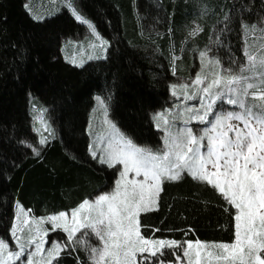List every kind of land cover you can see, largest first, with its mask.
<instances>
[{"label":"trees","instance_id":"trees-1","mask_svg":"<svg viewBox=\"0 0 264 264\" xmlns=\"http://www.w3.org/2000/svg\"><path fill=\"white\" fill-rule=\"evenodd\" d=\"M144 1L77 0L110 41L105 59L77 66L65 57L63 40L86 27L66 7L40 19L27 0H0V236L11 238L17 202L35 216L71 211L107 187L108 169L90 153L95 93L106 98L123 131L159 147L154 114L171 101L173 70L186 72L200 50L238 71L245 63V28L264 14V0H149L159 6L163 29L148 34ZM30 96L38 100L31 103ZM40 101L48 107L46 130L32 111ZM43 137L47 142L39 144ZM161 189L154 210L139 217L145 238L234 241L236 209L217 189L187 171L179 180L164 179ZM59 234L67 242L60 229L51 235ZM98 244L94 234L78 232L53 264H92L89 249ZM178 251L165 249L145 264L174 260Z\"/></svg>","mask_w":264,"mask_h":264},{"label":"snow or ice","instance_id":"snow-or-ice-1","mask_svg":"<svg viewBox=\"0 0 264 264\" xmlns=\"http://www.w3.org/2000/svg\"><path fill=\"white\" fill-rule=\"evenodd\" d=\"M72 12L77 21L96 32L75 8ZM101 44L105 45L107 41H101ZM207 55V51L200 52V57L205 60ZM72 62L76 63L75 60ZM210 62L220 63L219 60ZM82 64L83 61L77 66ZM227 72L228 75L215 73V78L200 89L210 101L204 103V97H201V108L196 111L203 110V114L191 117L210 125L201 134L194 133L191 128L182 129L175 137L168 133L164 138L165 149L160 152L138 147L122 135L114 146L109 145L99 162L109 167L123 165L115 188L111 193L98 196L94 202L85 200L79 208L72 210L70 219L65 212L47 218L52 231L61 229L67 233V242L63 246L52 242L47 250V264H52L61 251L72 246L78 232L84 236L94 234L101 244L89 249L92 264H145L150 257L163 256L165 249L182 250L172 253L174 264H264V58L247 54L238 72L233 73L230 69ZM203 79L198 73L193 84L199 85ZM253 79H258L259 83L249 82ZM171 87L172 94L176 95L178 87L187 89L189 85ZM191 98L185 93V99ZM217 101L236 106L239 111L214 112ZM209 115L214 119L209 120ZM155 119L162 121L164 126L168 125L164 113H157ZM160 126L157 123V127ZM205 140L206 144L203 143ZM46 142V137L39 140V144ZM91 154L96 158V152ZM183 171L217 189L236 209L235 239L231 244L206 243L198 239L182 243L148 239L141 234L139 217L143 212L154 210L162 191V181L179 180ZM129 173L143 179H129ZM84 210L88 215L81 217ZM12 234L16 236L15 225ZM46 235L47 231L41 235L37 229L26 244L20 243V237L16 236L18 250L12 251L8 250V243L0 239V264H14L16 261L34 264V257L45 251ZM33 245L34 250L29 251ZM138 255L141 257L139 261ZM153 264L165 262L158 259Z\"/></svg>","mask_w":264,"mask_h":264},{"label":"rangeland","instance_id":"rangeland-1","mask_svg":"<svg viewBox=\"0 0 264 264\" xmlns=\"http://www.w3.org/2000/svg\"><path fill=\"white\" fill-rule=\"evenodd\" d=\"M71 5V7L69 6ZM28 8L34 12L36 15L40 16V19H43L47 16L53 15L59 12L63 7H66L74 16L72 9L75 8L76 12L82 15L85 19H87L94 27L96 32L93 33L92 30L88 27V25L84 24L86 30L84 33L75 36H67L63 40V52L65 57L74 65H79L81 61H83V65L92 60L105 59L108 55L110 41L107 37L102 35L94 21L81 9L77 0H27ZM144 16L148 21L146 25L145 32L148 34H161L163 27L159 25L157 22L158 14H159V6L154 1H144ZM75 17V16H74ZM80 22V21H79ZM82 23V22H81ZM195 26L197 24H194ZM250 31H255L251 33ZM96 33L99 34L97 37ZM245 61L247 54H251L252 56L257 57L258 59L264 58V14L259 15L256 19V22L253 21V26L245 28ZM257 35L258 41H250L248 39L249 36ZM101 41H107V44L102 45ZM262 47H261V44ZM257 49V50H255ZM200 50L195 51L193 54L194 57L191 58V62H189V66L186 72L176 73V70H173V75L175 78L170 83V93H171V101L165 105L163 108H160L155 111L154 114V126L161 133V145L159 147L147 146L138 143L130 134L123 131L121 127L117 124V122L113 119L110 114V107L106 100V98L100 94L95 93L93 95V105L90 112L89 124H88V133L90 136V153L93 151L96 152V158H94L99 165L105 166L108 169V182L107 187L100 191L95 196L88 198L87 200L90 202H94L96 198L105 193H111L115 188V182L119 178V172L123 170V165L118 164L115 167H109L107 164H102L99 162V157L104 154L105 150L109 148V145H115V141L122 135L126 139H129L138 147L150 149L153 152H160L165 149L164 138L168 133H171V136L175 137L179 134L182 129L191 128L194 133L201 134L202 130L206 127H210L209 124L202 123L199 120H193L191 117L193 115H202L203 110L197 112V109L201 108V97H204V103L210 102L208 98L205 96L203 92L200 91L203 87L207 86L215 77L214 74L220 72L222 75H228V72L225 67H223L220 62L219 65L213 64L210 61L218 60L217 58L210 57L207 52V60L205 58L200 57ZM91 57V59H90ZM75 60L76 63L72 61ZM185 67V66H184ZM238 72V71H236ZM233 72V73H236ZM201 74L203 83L196 85L193 84L195 77L197 74ZM250 75V73H246ZM249 82L259 83L258 79L250 80ZM172 85H189L187 89H183L178 87L176 89L177 94H172ZM214 91H219V89H214ZM185 93L187 96L192 97L191 99H185ZM99 98V99H98ZM225 100L227 97L224 98ZM246 100L248 98H245ZM30 102L37 101L38 98L36 96H30ZM255 103V102H253ZM193 109L192 112H189L188 109ZM32 111L35 113V118L38 124H40V129L46 130L48 129L49 113L48 107L45 103L36 102L32 105ZM227 111H239L236 106L229 105L223 101H217L214 107V112H227ZM157 113H164L168 119V125L164 126L162 121H158L155 119ZM214 119L212 115H209V120ZM157 123H160L161 126L157 127ZM233 123H237L233 121ZM114 125V127H112ZM41 139V138H40ZM203 143H207L205 140ZM205 149H202V152ZM92 155V154H91ZM93 157V156H92ZM209 169L211 170V165H209ZM129 179L135 178L136 180L143 179L142 176L135 177L134 173H129ZM162 184V183H161ZM81 205V204H80ZM79 205V206H80ZM157 205V204H156ZM156 207V206H155ZM77 209V208H75ZM74 210V209H73ZM69 214V219L71 218V211H62ZM60 213V212H58ZM58 213L44 214L40 216H35L28 209L24 208L19 202L16 203V216L14 219V224L16 226V236L20 237V243H27L28 239L31 236L36 234V230L39 229L41 235L45 231H47V235L44 237L45 243L43 248L45 251L43 253H38L34 257V264L39 262V264H47L48 256L47 250L51 248L52 242H57L61 246L64 245V237L62 234L59 235H51L55 234V230H51V224L48 222L47 218L53 215H57ZM88 215L86 210L81 212V217ZM41 218H44L41 220ZM27 221V223H25ZM61 230V229H60ZM63 231V230H62ZM13 227L11 229V238H5L0 236V239L4 240L9 245V251L18 250V244L16 240V236H13ZM67 234V233H66ZM59 236V237H58ZM39 239V237H37ZM165 240V239H164ZM168 240V239H166ZM210 243V242H206ZM214 243H223V242H214ZM229 242L228 244H231ZM101 244L94 247H100ZM186 246V245H185ZM29 251L34 250V245L31 246ZM144 255H149L145 253ZM26 260V257L23 258ZM141 259L140 255L137 256V260ZM183 259V257H182ZM54 259L52 260L53 264ZM165 264H174V260H165ZM14 264H22V261H16Z\"/></svg>","mask_w":264,"mask_h":264},{"label":"crops","instance_id":"crops-1","mask_svg":"<svg viewBox=\"0 0 264 264\" xmlns=\"http://www.w3.org/2000/svg\"><path fill=\"white\" fill-rule=\"evenodd\" d=\"M251 41H253V40H251ZM254 41H258L257 39H255Z\"/></svg>","mask_w":264,"mask_h":264}]
</instances>
